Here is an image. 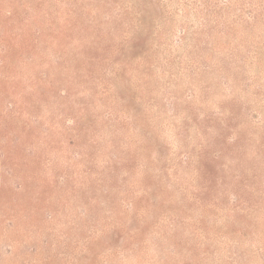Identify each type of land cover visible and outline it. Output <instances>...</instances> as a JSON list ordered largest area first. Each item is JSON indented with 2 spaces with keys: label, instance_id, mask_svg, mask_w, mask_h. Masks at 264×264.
<instances>
[{
  "label": "rangeland",
  "instance_id": "rangeland-1",
  "mask_svg": "<svg viewBox=\"0 0 264 264\" xmlns=\"http://www.w3.org/2000/svg\"><path fill=\"white\" fill-rule=\"evenodd\" d=\"M0 264H264V0H0Z\"/></svg>",
  "mask_w": 264,
  "mask_h": 264
}]
</instances>
